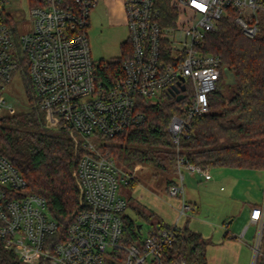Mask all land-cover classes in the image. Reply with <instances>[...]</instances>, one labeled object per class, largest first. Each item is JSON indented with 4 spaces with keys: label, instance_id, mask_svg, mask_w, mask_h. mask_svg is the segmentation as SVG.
I'll use <instances>...</instances> for the list:
<instances>
[{
    "label": "built area",
    "instance_id": "1",
    "mask_svg": "<svg viewBox=\"0 0 264 264\" xmlns=\"http://www.w3.org/2000/svg\"><path fill=\"white\" fill-rule=\"evenodd\" d=\"M7 1L0 0V110L11 107L4 89L25 59L45 125L73 129L86 149L76 166L85 207L60 228L48 214L44 197L27 192L19 168L0 155V242L29 264L42 258L48 264H164V251L181 239L182 226L177 221L152 225L138 242L123 241L127 201L121 187L133 184L137 167L117 166L100 150V137L141 125L145 116L138 110L139 98L155 102L163 91L183 84L191 89L184 113L172 115L167 125L178 153L192 120L208 111L207 95L222 72L219 55L202 54L205 31L215 29L223 15H231L244 35L254 37L264 20V0H170L177 19L168 26L159 21L158 0H119L131 50L121 74L108 85L95 78L85 34L90 10L99 0H31V29L18 36L3 11ZM175 166L176 181L167 192L182 196V215L189 208L183 200L185 173L208 180L210 166L180 154ZM249 221L256 227V264L258 255L264 259V194L251 207Z\"/></svg>",
    "mask_w": 264,
    "mask_h": 264
},
{
    "label": "trees",
    "instance_id": "2",
    "mask_svg": "<svg viewBox=\"0 0 264 264\" xmlns=\"http://www.w3.org/2000/svg\"><path fill=\"white\" fill-rule=\"evenodd\" d=\"M158 8L160 23L174 25L177 9L170 5V0H158ZM260 24L257 35L248 37L231 15H223L215 29L205 31L202 54L219 55L222 72L215 89L207 95L208 111L192 120L188 135L180 138L178 153L167 125L172 115L184 113L183 104L191 94L189 87L184 99L176 100L167 91L155 102L139 98L138 110L144 114V122L113 137H100V150L112 156L123 170L139 163L152 167L156 174L165 173L166 189L176 181L178 154L199 165L264 170V20ZM120 48L119 56L93 65L97 81L108 85L121 74L123 61L131 50L128 38ZM225 70L232 74L233 82L227 81ZM14 73L21 76L25 85L29 108L0 116V155L19 168L27 180V192L43 196L48 214L58 221L60 228H65L85 207L76 166L86 149L73 129L45 125L25 59ZM138 214L153 225H167L148 210L140 209ZM122 217L123 241L138 242L140 225L125 213ZM181 231V239L165 249L164 264H208L206 238L186 224ZM260 250L264 252V222ZM263 262L258 255L256 264ZM115 263L116 260L105 262ZM0 264L29 263L19 260L0 242ZM37 264L48 261L42 258Z\"/></svg>",
    "mask_w": 264,
    "mask_h": 264
},
{
    "label": "rangeland",
    "instance_id": "3",
    "mask_svg": "<svg viewBox=\"0 0 264 264\" xmlns=\"http://www.w3.org/2000/svg\"><path fill=\"white\" fill-rule=\"evenodd\" d=\"M30 5L31 0H8L4 6L5 17L15 28L14 33L16 36L31 29ZM118 5H120L119 0L113 1L112 4H109L106 0H99L90 10L89 25L85 29V34L94 65L119 56L121 53L120 44L128 36L127 26L120 20V15L116 11ZM4 93L11 107L1 109L0 116L26 111L29 108L28 95L19 74L13 75L4 89ZM138 164H134L139 169L136 172L134 183L123 185L121 191L128 203L124 213L140 225L139 236L143 237L153 224L140 216L138 210L151 211L156 217L157 213L161 214V212L167 215L165 209L168 210L169 203L173 202V198L182 199V196H173L167 192L165 173L156 174L155 169L152 167L144 164L138 166ZM233 169L238 175H235V178L222 179L220 182L213 183L214 181L206 180L204 177L199 181L194 179L193 184L184 185L185 195H183V198L189 202L191 199L187 196V193L196 195L195 204L199 217L209 220V225H212V228L222 229V233L228 230V237L235 234V237H232L233 240H242L248 242L251 246L249 256L243 251V253L238 254L235 248H232L233 250L230 251L231 264H252L256 227L245 218V210L242 207L244 204L247 206L249 202L257 203L262 200L264 172H261V175L258 176L256 170ZM187 175L189 174L185 173V179ZM194 175L192 176L195 177ZM185 179L184 184L187 181ZM190 186L191 189H189ZM192 186H195L196 189ZM192 213L194 212L189 209L185 211V214L188 215ZM235 229L238 231H234ZM243 229H245V235L242 238L239 234ZM206 232L205 238L208 242L212 241V236L206 235Z\"/></svg>",
    "mask_w": 264,
    "mask_h": 264
},
{
    "label": "crops",
    "instance_id": "4",
    "mask_svg": "<svg viewBox=\"0 0 264 264\" xmlns=\"http://www.w3.org/2000/svg\"><path fill=\"white\" fill-rule=\"evenodd\" d=\"M106 1L109 4H112L113 1H115V0H106ZM116 11L118 12V15H120V20L122 22H124L123 9H122L121 3H120V5H118ZM88 25H89V22H88ZM139 165H141V164H138V166ZM137 170H139V169H137ZM237 172H240V171H237ZM261 172H264V170H256V174L258 176L261 175ZM192 175L193 174L187 175L188 178L186 177V179L184 177V179L187 180L184 185L193 184L194 179L198 180V181L202 179V177H200L198 175L197 176L194 175L195 177H193ZM235 175H238V174L236 173V171L233 168L210 167V178L208 180L214 181L213 183H216V182H220V181H222V179H226L228 177H232V178L234 177L235 178ZM192 187H194L196 189L195 186H192ZM205 187H206V185H205ZM220 188H221V186H220ZM189 189H191V186L189 187ZM187 196L191 200L189 202L184 200V198H183V200L189 205V208H187V209H189L190 211H193L194 213H192L191 215H188V214H185V212H184V214L179 215L180 209H181V204H182V199L173 198V202L169 203L168 210H166L163 207L165 209V212L167 213V215L162 213V212H161V214L157 213V218H159V220H161V222L163 224H171V223H174L176 221L181 226L186 224L190 229L197 231V232H200L203 236L205 235V231H207L206 235H211L212 239H213L210 242L207 241L208 243L206 244V258H207L208 264H231L230 263V261H231L230 251L233 250L232 248H235V251L238 254L243 251V252H246L248 256L250 255V250H251L250 247L251 246L248 244V242H245L242 240L241 241L240 240H233L232 237H235V234H231L230 237H228V235H229L228 230H226L222 233L221 232L222 229H217L216 227L212 228L211 227L212 225H209V220L202 219V217H199L197 215V206L195 204L197 196L192 194V193H187ZM260 202H257V203L249 202L247 206H245V204L243 205L242 208H243V210H245L244 215L248 221H249V214H250L251 207L256 205V204H259ZM187 209H185V211ZM185 219H186V221H185ZM205 224H207V225H205ZM228 226L230 227V225H228ZM234 231H238V230L235 229ZM244 235H245V231L243 229L240 232L239 236L243 238ZM244 264H247V263H244Z\"/></svg>",
    "mask_w": 264,
    "mask_h": 264
},
{
    "label": "water",
    "instance_id": "5",
    "mask_svg": "<svg viewBox=\"0 0 264 264\" xmlns=\"http://www.w3.org/2000/svg\"><path fill=\"white\" fill-rule=\"evenodd\" d=\"M225 74L227 76V81L228 82H233V76H232V74L230 72H228L227 70H225ZM184 90H185V86L183 84H179V85L172 86V87L168 88V93L170 95H174L176 92H178V91H184ZM175 98H176V100H179V99L182 98V95H177Z\"/></svg>",
    "mask_w": 264,
    "mask_h": 264
},
{
    "label": "flooded vegetation",
    "instance_id": "6",
    "mask_svg": "<svg viewBox=\"0 0 264 264\" xmlns=\"http://www.w3.org/2000/svg\"><path fill=\"white\" fill-rule=\"evenodd\" d=\"M187 93H188V89H187V87H186V89H185L184 91H178V92H176L174 95H170V94H169V96H171V97H176L177 95H182V99H183V98H186Z\"/></svg>",
    "mask_w": 264,
    "mask_h": 264
},
{
    "label": "bare ground",
    "instance_id": "7",
    "mask_svg": "<svg viewBox=\"0 0 264 264\" xmlns=\"http://www.w3.org/2000/svg\"><path fill=\"white\" fill-rule=\"evenodd\" d=\"M125 186V185H124Z\"/></svg>",
    "mask_w": 264,
    "mask_h": 264
}]
</instances>
